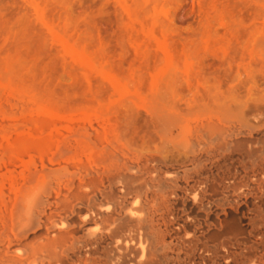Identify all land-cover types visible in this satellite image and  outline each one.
<instances>
[{
    "label": "rangeland",
    "instance_id": "374dc122",
    "mask_svg": "<svg viewBox=\"0 0 264 264\" xmlns=\"http://www.w3.org/2000/svg\"><path fill=\"white\" fill-rule=\"evenodd\" d=\"M208 116L264 125V0H0V238L106 143L179 169Z\"/></svg>",
    "mask_w": 264,
    "mask_h": 264
},
{
    "label": "bare ground",
    "instance_id": "6f19581e",
    "mask_svg": "<svg viewBox=\"0 0 264 264\" xmlns=\"http://www.w3.org/2000/svg\"><path fill=\"white\" fill-rule=\"evenodd\" d=\"M191 132L171 172L106 143L76 189L23 188L0 264H264V125L208 116Z\"/></svg>",
    "mask_w": 264,
    "mask_h": 264
}]
</instances>
